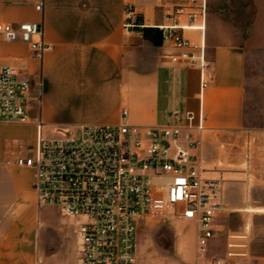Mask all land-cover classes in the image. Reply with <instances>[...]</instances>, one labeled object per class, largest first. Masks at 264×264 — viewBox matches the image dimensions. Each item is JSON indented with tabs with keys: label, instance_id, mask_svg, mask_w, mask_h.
<instances>
[{
	"label": "crops",
	"instance_id": "0c3cea01",
	"mask_svg": "<svg viewBox=\"0 0 264 264\" xmlns=\"http://www.w3.org/2000/svg\"><path fill=\"white\" fill-rule=\"evenodd\" d=\"M39 1L0 0V27L44 23L45 40L51 45L41 62L33 58L31 45L0 40V67L14 66L35 88L38 79L43 80L42 108L32 103L31 115L35 120L41 114L45 122L42 130L35 123L0 122V264H37L40 257L50 264H80L79 257L66 254L67 244L62 254L47 253L44 240L50 229L76 236L75 224L65 227L68 219L57 207L38 206L35 171L8 164V144L13 140L37 144L41 133L52 137L58 127L76 130L124 122L155 127L168 124L172 111L202 110L207 127L202 135L203 163L214 175L225 176L232 169L213 164L221 160L237 166V152L214 149L218 141L245 128L248 53L258 42L229 26L232 18L224 14L226 7L247 5L246 0H208V57L214 79L202 89L199 68L171 63L175 49L157 28L167 23L164 6L181 0H44V11H38ZM252 1L264 7V0ZM128 3L134 5V19L142 27L125 28ZM185 34L199 39L196 31ZM252 135L257 140L253 168L239 183L245 203L251 202L254 192L253 202L259 203L254 210L263 214L264 202H259L256 191L264 190V129Z\"/></svg>",
	"mask_w": 264,
	"mask_h": 264
},
{
	"label": "built area",
	"instance_id": "2783aa9c",
	"mask_svg": "<svg viewBox=\"0 0 264 264\" xmlns=\"http://www.w3.org/2000/svg\"><path fill=\"white\" fill-rule=\"evenodd\" d=\"M45 1L36 3L44 11ZM126 29L142 27L134 19L135 7L126 5ZM167 23L157 25L165 42L175 51L171 63L197 67L201 87L214 79L208 57V0H186L165 13ZM45 25L5 23L0 35L8 42H24L33 58L44 61L51 49ZM196 31L199 39L186 36ZM34 87L12 65L0 67V122L35 123L31 105H43V80ZM128 111L123 112L126 119ZM166 125L147 127L88 124L79 129L58 127L55 135L41 133L37 144L13 140L8 144V164L34 169L33 189L38 206L57 207L66 219H75L81 238L80 264H139L137 230L150 216L190 221L198 238V251L208 252L220 232L219 220L227 207V182L203 163L202 135L206 117L180 110L169 114ZM37 264L46 263L38 258ZM210 264H264L251 259L218 257Z\"/></svg>",
	"mask_w": 264,
	"mask_h": 264
},
{
	"label": "rangeland",
	"instance_id": "374dc122",
	"mask_svg": "<svg viewBox=\"0 0 264 264\" xmlns=\"http://www.w3.org/2000/svg\"><path fill=\"white\" fill-rule=\"evenodd\" d=\"M185 1L164 6V13ZM245 3L247 5L237 4L231 9L226 7L224 12L232 18L227 23L229 26L243 33L246 38L253 37L258 44L248 53L245 128L230 139L218 141L214 149V152L222 154H233L236 151L238 164L231 166L221 160L213 164L219 169H232V173L224 176L229 180L228 194L226 192L228 204L219 220L220 232L203 256L198 251V238L192 222L147 217L139 223L137 230L140 264H210L214 259L226 256L251 259L254 263L264 259V213L254 210V206L259 204L253 202L254 192L251 202L245 203V191L239 183L247 179L250 168H253L251 165L255 158L257 140L252 132L264 129V7L254 5L252 0H246ZM0 40L2 42L1 35ZM251 180L254 183L252 176ZM256 194L259 202L263 203L264 190L258 188ZM67 221V228L76 223L75 219ZM65 244L68 245L66 251L63 248ZM44 246L47 253L58 255L65 251L68 256L79 257L80 260L81 238L78 234L67 236L60 229L51 228Z\"/></svg>",
	"mask_w": 264,
	"mask_h": 264
}]
</instances>
